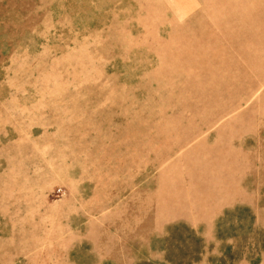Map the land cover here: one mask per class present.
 <instances>
[{"label": "rangeland", "instance_id": "obj_1", "mask_svg": "<svg viewBox=\"0 0 264 264\" xmlns=\"http://www.w3.org/2000/svg\"><path fill=\"white\" fill-rule=\"evenodd\" d=\"M260 186L264 0H0V264H254Z\"/></svg>", "mask_w": 264, "mask_h": 264}, {"label": "crops", "instance_id": "obj_2", "mask_svg": "<svg viewBox=\"0 0 264 264\" xmlns=\"http://www.w3.org/2000/svg\"><path fill=\"white\" fill-rule=\"evenodd\" d=\"M232 191H228L227 192V196H226V202H235L238 200V203H242L243 205L249 204V206H254L256 209H264V206L262 204H260V202H263L264 199L262 197L263 195V191H262V186L259 187V189H257V191L255 192V197L251 196L246 190H242L239 191V195L235 196L233 198ZM218 204V202L216 203ZM215 210H222V207L215 206L214 207ZM262 223V218L261 216H257V223H255L256 225ZM173 223H171L172 225ZM180 224H177L175 226H179ZM164 231V230H163ZM205 235H207L206 233H204ZM196 235V242L199 243V240L202 243V248L201 250H197L196 251V255L192 256L191 259V263L190 264H199V263H203L204 262V258L202 257L201 252H207L210 251V245L212 243V239L210 236H208V238L204 240V235H201L202 239H199L200 236L198 234ZM171 235H158V236H154V238H158L159 240H161V238L163 240H168L170 238ZM166 237H168L166 239ZM94 253V263L93 264H134L136 260H138L137 262H141V264H175L174 262L168 260V252H167V248H165L162 252H155L153 253L151 250H148V254L144 255L142 259H137L136 257H134L133 259L129 260L128 262L123 259V258H115L114 255L113 256H104L102 253V250L99 249H95L93 251ZM194 258V259H192ZM207 260H209V256H206ZM256 258L257 261L254 264H264V253L262 252V250H258V252L256 251ZM137 264V263H136ZM140 264V263H139ZM186 264V263H185ZM240 264H249L246 262V259H243L242 262H240Z\"/></svg>", "mask_w": 264, "mask_h": 264}]
</instances>
